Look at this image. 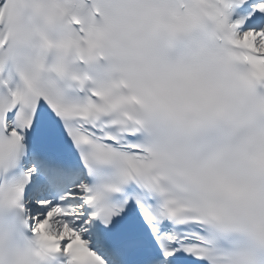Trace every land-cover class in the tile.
I'll list each match as a JSON object with an SVG mask.
<instances>
[{
    "label": "snow or ice",
    "instance_id": "6c2138e0",
    "mask_svg": "<svg viewBox=\"0 0 264 264\" xmlns=\"http://www.w3.org/2000/svg\"><path fill=\"white\" fill-rule=\"evenodd\" d=\"M0 264H264V0H0Z\"/></svg>",
    "mask_w": 264,
    "mask_h": 264
}]
</instances>
